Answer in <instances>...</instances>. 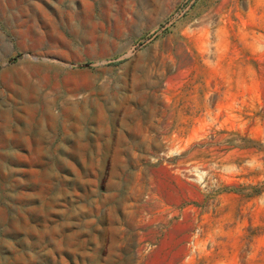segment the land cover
<instances>
[{
    "label": "rangeland",
    "instance_id": "374dc122",
    "mask_svg": "<svg viewBox=\"0 0 264 264\" xmlns=\"http://www.w3.org/2000/svg\"><path fill=\"white\" fill-rule=\"evenodd\" d=\"M0 1V264H264V0Z\"/></svg>",
    "mask_w": 264,
    "mask_h": 264
},
{
    "label": "crops",
    "instance_id": "0c3cea01",
    "mask_svg": "<svg viewBox=\"0 0 264 264\" xmlns=\"http://www.w3.org/2000/svg\"><path fill=\"white\" fill-rule=\"evenodd\" d=\"M25 1L26 2H29V1H33V0H19V3L20 4H24L25 3ZM48 1V0H47ZM58 1V0H57ZM82 1V3L84 4V5H86V1L87 0H81ZM1 2V1H0ZM46 4H48L49 5V1H48V3H46ZM24 9H25V11H27V13L28 14H30L29 12H28V10L30 9H28L27 7H23ZM29 11H31V10H29ZM27 13H26V15H27ZM50 19H51V17H50V15L48 14L47 15ZM47 17V18H48ZM5 18L7 19V16H5ZM48 18V19H49ZM25 23L29 26V29H30V33L32 32V26L34 25V23L32 22V20L30 19V17H27V19H26V21H25ZM30 38V37H29ZM29 40H31V46H35V42H34V39L32 38H30ZM40 41H41V43L39 42L38 43V45H40L41 47H48L49 49H48V51H53V49H52V44H53V41H52V39L51 38H45V37H43V38H40L39 39ZM95 121H94V120ZM94 121V122H93ZM98 121H101L100 120V118H96L95 116H94V118L93 117H89V118H85V120H83V121H81V120H74L73 121V125L75 126V127H72V126H70V128L72 129V130H81V129H83L84 128V125L86 124V125H88L89 126V128H91V130H92V126L93 125H95V126H97V128H99V129H101V127H99V123H98ZM103 122V121H102ZM112 123H113V120H108V124H105L104 122H103V126L104 125H112ZM76 125H78V128H77V126ZM68 156H69V159L70 160H73V159H75L76 160V155H75V153H72V151H71V153H68L67 154ZM63 167V166H62ZM62 167H60V168H62ZM169 193L172 195V196H174V195H177V190H176V188L175 187H170V189H169ZM164 200V202H166L167 204H172L168 199H163Z\"/></svg>",
    "mask_w": 264,
    "mask_h": 264
}]
</instances>
